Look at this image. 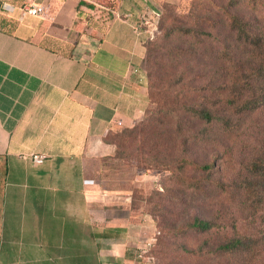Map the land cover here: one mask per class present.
I'll return each mask as SVG.
<instances>
[{"label": "crops", "instance_id": "obj_1", "mask_svg": "<svg viewBox=\"0 0 264 264\" xmlns=\"http://www.w3.org/2000/svg\"><path fill=\"white\" fill-rule=\"evenodd\" d=\"M3 1L14 9L0 8V264H148L130 191L88 175L149 104L135 0L92 37L81 0ZM23 5L44 12L21 18Z\"/></svg>", "mask_w": 264, "mask_h": 264}, {"label": "trees", "instance_id": "obj_2", "mask_svg": "<svg viewBox=\"0 0 264 264\" xmlns=\"http://www.w3.org/2000/svg\"><path fill=\"white\" fill-rule=\"evenodd\" d=\"M95 1L109 11L107 22L111 20L118 1ZM207 2L213 9L201 12L194 26L186 22L179 25L181 22L169 16L158 41L153 45L145 42L143 68L150 86L149 104L142 116L141 128H135V125L124 127L121 133L127 129L124 135L133 132L135 135L146 133V129L150 128L146 133L147 139L149 133H153L148 152L158 151L160 142L165 146L166 155L162 158L152 157L149 163L146 160V164L170 171L174 178L192 190L191 193L211 198L212 190L216 188L219 189L218 193L227 191L238 196L252 190L255 184L238 180L231 185L217 180L214 185L212 174L220 171L215 154L220 151L225 153L224 148L229 142H235L246 134L245 118L264 111V0H228L224 6V0ZM84 4V0H81L80 6L84 7ZM217 30L220 31L215 35L212 31ZM223 33L227 36H224L225 43L221 46ZM179 40H184L183 43L189 47L177 45ZM199 45L203 46L201 51H198ZM209 48L213 53L207 59L205 55ZM164 49L160 58L172 54L171 58L179 61V66L194 63L204 68H198L192 75L180 73L176 78H166L165 97L178 98L182 95L181 99L172 102L158 99V71L163 66L161 61L151 59ZM188 92L191 93L188 95ZM160 126L162 133L158 132ZM164 135L172 144L160 141ZM109 141L116 145V153L105 159L119 158L120 147L112 134ZM176 144L180 151L171 157L169 151ZM259 151L263 156L260 154L251 162L249 178L264 176V134ZM201 152L203 155L199 160L196 155ZM176 170L178 174H174ZM184 225L199 232H208L218 227L219 223L194 216ZM243 244L242 238L235 237L221 248L236 253Z\"/></svg>", "mask_w": 264, "mask_h": 264}, {"label": "rangeland", "instance_id": "obj_3", "mask_svg": "<svg viewBox=\"0 0 264 264\" xmlns=\"http://www.w3.org/2000/svg\"><path fill=\"white\" fill-rule=\"evenodd\" d=\"M117 1L116 11L123 0ZM227 1L224 0L222 5H226ZM84 2L86 11L79 24L83 35L92 37L96 34V29L105 30L109 11L95 0ZM135 6L139 31L147 33L149 37L146 43L151 45L163 34L162 27L169 16L181 22L179 25L186 22L194 26L195 19L199 18L201 12L213 9L207 0H135ZM218 31L220 30L212 32L216 35ZM224 36L227 34L221 35L223 41L221 46L225 43ZM183 41L179 40L177 45L189 47ZM198 47V51L203 49L202 45ZM163 52L165 49L161 50L158 56L154 55L151 58L152 61L155 59L161 61L163 66L158 71L157 95L158 99L172 102L181 99L182 95L178 98L165 97L166 92L164 94L163 90L166 88V78L172 76L176 78L180 73L192 75L198 68H204L194 63L179 66V61L171 58L172 54L160 58ZM212 53L213 50L209 48L205 57L210 59ZM190 93L188 92V95ZM142 119L134 124L135 128L139 126L141 128ZM244 127L246 134L235 142H229L224 148L225 153L220 151L215 154L220 171H214L212 174L214 185L217 180H223L231 185L238 180L255 184L252 190L238 196H233L227 191L218 193L219 189L216 188L212 190L211 198L197 196V193H191L192 190H188L182 182L174 178L170 171L147 165L146 160H149V163L152 157L162 158L166 155L165 146L159 141L158 151L148 152L153 135L149 133V138H146L150 128L146 129V133L135 135L134 132L131 135H124L128 130L125 129L121 133L122 128L113 131L112 137L120 147L119 158L89 162V177L103 178L110 188L130 191L132 219L142 222V231L146 238L143 245H147L145 247L147 251L139 257L145 256L148 264H264V176L259 179L248 177L251 162L261 154L259 150L264 134V111L245 118ZM158 132H163L161 126ZM160 141L172 144L167 135L160 137ZM176 145L169 151L171 157L180 151L178 144ZM202 155L201 152L196 157L200 160ZM174 174H178V170ZM3 182L4 169L0 161V199ZM194 216L215 220L219 226L208 232L189 229L184 223ZM235 237L243 239L244 244L240 250L236 253L224 251L221 246ZM139 252L140 248L138 255Z\"/></svg>", "mask_w": 264, "mask_h": 264}, {"label": "built area", "instance_id": "obj_4", "mask_svg": "<svg viewBox=\"0 0 264 264\" xmlns=\"http://www.w3.org/2000/svg\"><path fill=\"white\" fill-rule=\"evenodd\" d=\"M0 8L3 11H11L14 9L13 5L7 1L0 0ZM44 12V8L41 5H23L19 8V13L21 18H25L27 16H41ZM33 162L37 164H42L45 162L47 156L43 154L33 153L29 155ZM147 245L145 244L140 248L139 256L142 257L143 253L147 251L145 249Z\"/></svg>", "mask_w": 264, "mask_h": 264}]
</instances>
